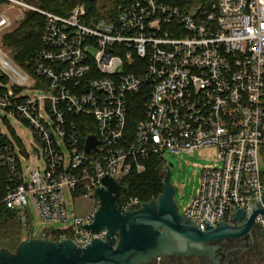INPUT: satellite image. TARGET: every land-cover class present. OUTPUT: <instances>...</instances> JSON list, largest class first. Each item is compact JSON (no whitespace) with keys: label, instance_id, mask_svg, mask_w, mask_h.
<instances>
[{"label":"built area","instance_id":"obj_1","mask_svg":"<svg viewBox=\"0 0 264 264\" xmlns=\"http://www.w3.org/2000/svg\"><path fill=\"white\" fill-rule=\"evenodd\" d=\"M3 2L45 19L43 47L32 54L27 71L0 52V80L11 82L9 89L0 88V164L8 172L4 203L25 229L31 198L42 222L70 221L65 229L44 230L41 238L71 240L82 248L105 240L106 229L82 228L94 222L101 203L95 192L104 187L103 178L122 187L153 158L164 162L166 172L165 153L206 148L216 150L218 163L203 171L184 215L205 231L204 221L233 225L236 209L251 218L254 202L264 208V0H217L188 10L160 0H125L116 18L94 24L87 4L63 17L35 8L32 0ZM11 24L0 13V32ZM24 89L45 94L21 96ZM134 100L142 115L130 134ZM9 118L29 129V146L40 147L44 167L29 177L23 164L30 153ZM90 136L97 146L88 153ZM67 192L92 200L91 210L71 220ZM121 200L124 212L144 204L123 192ZM256 228L264 241L263 215Z\"/></svg>","mask_w":264,"mask_h":264},{"label":"water","instance_id":"obj_2","mask_svg":"<svg viewBox=\"0 0 264 264\" xmlns=\"http://www.w3.org/2000/svg\"><path fill=\"white\" fill-rule=\"evenodd\" d=\"M86 142V150L91 153L97 146L96 138L90 136ZM171 179L168 168L160 197L137 210L124 212L122 187L106 176L102 179L104 187L95 192L101 203L94 222L82 226L94 232L106 229L105 240L94 239L82 248L71 240L29 238L15 252L0 249V264H150L176 255L205 256L213 251L211 244L249 234L256 228L257 217L264 216L262 205L254 202L251 218L245 209H236L233 225L221 222L213 227L204 221L206 229L201 231L196 223L180 214Z\"/></svg>","mask_w":264,"mask_h":264},{"label":"trees","instance_id":"obj_3","mask_svg":"<svg viewBox=\"0 0 264 264\" xmlns=\"http://www.w3.org/2000/svg\"><path fill=\"white\" fill-rule=\"evenodd\" d=\"M160 1L188 10L200 5L208 7L217 0ZM124 2L125 0H40L44 10L63 17H68L77 6L87 4L89 6V19L93 24L101 20L111 21L116 18L119 7ZM3 3V0H0V5ZM44 29V17L38 13L29 12L18 29L4 37V45L16 50L15 59L21 67L28 69L32 54L43 47ZM134 101L131 102L128 118L127 130L130 134L134 133L135 126L142 115L139 100ZM7 175V169L0 164V249L15 252L21 242L24 239L32 238L33 234L30 226L25 229L19 215L7 208L4 203ZM164 176V162L158 158H153L147 162L145 172L133 171L122 182V192L138 197L142 203L151 202L158 199L163 193Z\"/></svg>","mask_w":264,"mask_h":264},{"label":"rangeland","instance_id":"obj_4","mask_svg":"<svg viewBox=\"0 0 264 264\" xmlns=\"http://www.w3.org/2000/svg\"><path fill=\"white\" fill-rule=\"evenodd\" d=\"M34 7L38 9H43L41 7L40 0H32ZM0 13H6L11 17V26L4 31L0 32V38L2 37V44H0V52L5 58L10 61L13 65L20 67L22 70L27 71L25 68L21 67L15 59L16 50L4 45V37L7 34L13 33L19 28L22 22L25 21L29 12L8 9V4L3 3L0 5ZM34 14H37L34 12ZM89 53L95 56L97 49L91 47ZM11 86L10 80H0V88L9 89ZM44 91L37 89H24L20 95L21 96H43ZM12 125L17 130L15 135L19 141L22 143L26 152L30 153L28 159L23 164V170L28 176L30 172L38 167H44V161L41 159L40 147L33 149L29 146V141H31V135L29 129L24 123L19 120L9 118L7 124ZM5 126L4 123H1ZM134 125V123H133ZM12 138V136H11ZM36 146V144H34ZM34 146V147H35ZM62 149L65 153L66 158L69 160L70 156L68 150L63 146ZM164 161L170 168L172 173L171 183L176 188L175 202L179 207L180 214L184 215L188 208L190 207L197 190L200 186V180L202 173L205 169L213 168L217 163V152L214 148H206L196 151L195 153H165L163 155ZM166 175V172L164 171ZM29 177V176H28ZM165 178V176H164ZM28 180V179H27ZM67 206L71 220L74 216L86 215L93 206V201L85 196L73 197L69 192H67ZM28 211L31 216L30 228L34 237L38 238L42 235L44 230H61L69 227L70 221L68 223H44L39 218L37 211L34 206V202L31 198L28 200ZM25 240V239H24Z\"/></svg>","mask_w":264,"mask_h":264},{"label":"flooded vegetation","instance_id":"obj_5","mask_svg":"<svg viewBox=\"0 0 264 264\" xmlns=\"http://www.w3.org/2000/svg\"><path fill=\"white\" fill-rule=\"evenodd\" d=\"M210 246L213 251L205 256L176 255L150 264H264V241L257 228L243 237Z\"/></svg>","mask_w":264,"mask_h":264},{"label":"crops","instance_id":"obj_6","mask_svg":"<svg viewBox=\"0 0 264 264\" xmlns=\"http://www.w3.org/2000/svg\"><path fill=\"white\" fill-rule=\"evenodd\" d=\"M262 170H263V172H264V160H263V162H262ZM82 216H84V215H82Z\"/></svg>","mask_w":264,"mask_h":264}]
</instances>
